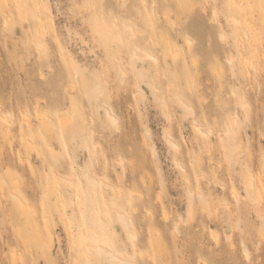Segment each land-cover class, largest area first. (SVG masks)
Here are the masks:
<instances>
[{
  "label": "rangeland",
  "instance_id": "1",
  "mask_svg": "<svg viewBox=\"0 0 264 264\" xmlns=\"http://www.w3.org/2000/svg\"><path fill=\"white\" fill-rule=\"evenodd\" d=\"M40 2L0 0V264H264V0Z\"/></svg>",
  "mask_w": 264,
  "mask_h": 264
},
{
  "label": "bare ground",
  "instance_id": "2",
  "mask_svg": "<svg viewBox=\"0 0 264 264\" xmlns=\"http://www.w3.org/2000/svg\"><path fill=\"white\" fill-rule=\"evenodd\" d=\"M4 2V8L8 9V10H13L17 13V18L20 19V20H25L26 19V16H27V10H26V5L27 4H32L33 6H35V8H37V10H34V12H32L31 14V17L34 18L37 22H38V26L40 28H46V25L45 23L43 22H40L41 21V15H39V13H42L44 14L45 16H47L50 12L49 10V6H48V3H42L40 2V0H3ZM236 4L238 7H241L243 4L241 1H236ZM2 27H3V30L4 31H10L11 29H13L14 33H15V28H12V21L11 19L9 18H4L3 21H2ZM130 28V27H129ZM129 30V29H128ZM131 31V29H130ZM133 34V32H132ZM115 40V39H114ZM190 44V43H189ZM134 55V54H133ZM135 56V55H134ZM136 57V56H135ZM134 57V58H135ZM145 57L147 58H150L153 62H154V58L145 54ZM133 59V58H132ZM230 61V60H229ZM139 81H140V78H138ZM140 96V95H139ZM178 103H182L180 100H178ZM186 105V104H185ZM184 105V107H185ZM242 106V105H241ZM183 107V108H184ZM187 107V106H186ZM185 109V108H184ZM188 110V108H186ZM103 114H104V120L106 121V123H108L109 125H115V122L116 120L113 119V117L104 109H103ZM66 121L64 119H60L59 120V123L62 125L64 124ZM169 123V122H168ZM234 124H236V122H234ZM232 126V125H231ZM229 127L225 133H224V137L227 138L229 137L232 133L234 134L235 131L232 130V127ZM197 130V128L195 129ZM201 132V131H200ZM199 132V133H200ZM239 133V130L237 131ZM237 132L235 133L236 135H239L237 134ZM202 133V132H201ZM204 134V133H203ZM234 134V135H235ZM202 135V134H201ZM240 140H238V142L236 141H232V142H229L228 144H225L224 145V149L226 151V155L227 157L230 159L231 157L233 158V156L238 153V150L240 148ZM174 144V143H173ZM172 144V146H173ZM173 147H176L175 145ZM31 148L30 144L27 143L26 145V150H29ZM153 151V150H152ZM153 154V153H152ZM228 159V160H229ZM234 160V159H233ZM230 162V160H229ZM231 164V162H230ZM234 166V165H233ZM203 177V176H202ZM60 178V177H59ZM63 180V179H61ZM203 180V179H202ZM73 180L72 179H69V180H65V182H63V184L66 186V187H71L73 185ZM252 181L247 180L245 182V189H249L251 187V184ZM93 184H96V180H87L86 182L84 180H81L80 181V186L82 188V191H83V197H84V201H85V207H90L92 209V211H95L96 210V207L94 205V200H93V193H92V190H91V187ZM111 187V186H110ZM112 188V187H111ZM114 190V189H113ZM112 193V192H111ZM114 193V192H113ZM116 193V192H115ZM191 195V201L193 202L192 200V192H189ZM188 193V194H189ZM113 195V194H111ZM200 195V194H199ZM115 196V195H114ZM195 196V195H194ZM197 197L199 198V196L197 195ZM260 197V196H259ZM114 199H117V198H114ZM190 199V197H189ZM195 199V198H194ZM200 199V202H201V198ZM117 201V200H116ZM130 201V200H129ZM129 201L126 202L127 204H129ZM190 201V200H189ZM192 202L189 203L190 207H192ZM203 202V200H202ZM205 202V201H204ZM19 207L22 208L20 202H19ZM191 209V208H189ZM113 210L112 212H108L110 215H113L114 219H115V223L119 226H121V228H123L124 230L127 229V227H131V224H132V221L130 219H128L124 213L118 211V210H115L114 208L111 209ZM110 211V210H109ZM191 211V210H190ZM211 212V211H210ZM97 224L98 225H103V224H106V222H104L101 218H98L97 220ZM66 226V225H65ZM65 228V227H64ZM177 230V229H176ZM135 236V235H134ZM133 235L129 236V239L131 240V238L133 239L134 238ZM74 241V240H73ZM80 242V241H79ZM84 245V244H83ZM84 247H87V245L85 244ZM82 248V247H80ZM84 248H82V253L84 254ZM80 252V254L82 255V253ZM247 254V253H246ZM110 259L115 262L116 264H129V262L127 261H124V260H121L119 257H117L115 254L113 253H110L109 255ZM247 256V255H245ZM14 257V256H12ZM92 260V258L90 259V261ZM94 261V260H93ZM14 262V261H13ZM93 263V262H92Z\"/></svg>",
  "mask_w": 264,
  "mask_h": 264
}]
</instances>
